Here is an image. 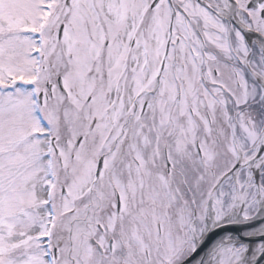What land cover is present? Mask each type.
<instances>
[{
	"label": "snow or ice",
	"instance_id": "6c2138e0",
	"mask_svg": "<svg viewBox=\"0 0 264 264\" xmlns=\"http://www.w3.org/2000/svg\"><path fill=\"white\" fill-rule=\"evenodd\" d=\"M0 264H264V0H0Z\"/></svg>",
	"mask_w": 264,
	"mask_h": 264
}]
</instances>
